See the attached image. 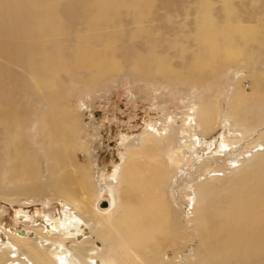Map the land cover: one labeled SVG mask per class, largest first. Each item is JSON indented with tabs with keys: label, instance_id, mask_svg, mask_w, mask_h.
<instances>
[{
	"label": "bare ground",
	"instance_id": "bare-ground-1",
	"mask_svg": "<svg viewBox=\"0 0 264 264\" xmlns=\"http://www.w3.org/2000/svg\"><path fill=\"white\" fill-rule=\"evenodd\" d=\"M140 1L127 2V8L129 5L136 10L138 16L141 15ZM200 1L203 7L199 6L193 33L195 55L185 60L191 63L177 73L167 54L155 55L150 51L136 53L137 57L133 56L130 61L135 71L142 70V74L156 75L171 83L177 82L183 73L189 74V78L196 73L199 79V73L211 69L212 63L236 62L238 65L233 97L227 105L232 133L220 137L216 155L219 159L225 158L226 149L231 146L248 155L226 162L229 164L222 167V178L220 169L206 168L207 175L215 182L193 185L196 199L187 204L186 228L177 220L165 192L170 173L183 163L182 150L176 145L170 122L166 121L163 128L149 123L138 142L127 146L116 187L102 182L96 184L91 174L90 155L86 154V163L74 155L76 148L87 152L88 140L75 141L76 135L83 131L78 126L77 108L66 99L55 78L47 77L62 58L60 54L44 52L41 40L58 34L64 17H78L79 2L0 0V198L17 203L24 196L37 192L45 195L50 191L52 198L64 200L79 217L64 214L55 220L45 215L40 223L31 224L42 240L24 235L18 228L6 230L5 243L0 244V264H261L264 256V149L260 148L264 140V70H253L247 57L241 55L255 42L259 55L264 56V27L256 22L236 23L231 27L218 25L210 16L209 0ZM117 2L93 0L88 8L92 6L96 13L89 15L85 22L94 17L92 24L97 25V30L107 27L119 12ZM223 2L226 9L234 5L232 0ZM101 22L105 26L101 27ZM88 27L89 32L95 29L90 24ZM222 33L232 36L219 43ZM115 34L116 31H109L107 36ZM234 34L240 37V46L234 41ZM181 45L184 48L179 44L182 48L179 47L178 53L183 56L190 49L185 43ZM114 53L115 48L110 56L97 52L87 59L86 49L79 48L78 65L89 62L97 71L91 78H100L122 68ZM110 60L111 64L107 65ZM20 72L30 75L46 102V108L37 112L34 130L27 124L31 109L19 105L20 96L28 93L21 84ZM244 77L247 87L242 83ZM207 95L195 108L194 117L182 125L189 144L198 142L195 125L200 132H205L221 118L217 98L213 101L212 95ZM247 103L249 107L245 106ZM239 104L243 106L241 116L237 112ZM37 141L42 142L46 154V176L40 173ZM102 194L109 197L104 196L105 206L98 205ZM90 215L96 217L91 226L101 239V247H94L92 238L78 232L79 220L87 222ZM73 240L79 243H70L71 250L63 248V243ZM106 249L109 255L105 254ZM185 249L188 254L183 258Z\"/></svg>",
	"mask_w": 264,
	"mask_h": 264
},
{
	"label": "rangeland",
	"instance_id": "rangeland-1",
	"mask_svg": "<svg viewBox=\"0 0 264 264\" xmlns=\"http://www.w3.org/2000/svg\"><path fill=\"white\" fill-rule=\"evenodd\" d=\"M77 1L80 15L72 19L71 16L63 18L61 13L64 21L58 34L41 40L44 52L57 53L62 58L59 63L56 62V67L50 69L47 77L55 78L65 92L66 99L77 108L78 126L83 131L76 135L75 141L80 143L85 141V138L88 140L87 152L76 148L74 155L78 161L84 163L87 161L86 154L90 155L92 158L90 164L93 169L91 174L96 184L102 182L116 187L117 174L126 158L127 146L138 142V137L147 129L149 123L163 128L166 121L170 122L174 127V136L177 138L176 145L179 150H182L183 163L170 173L165 192L178 216L177 220L188 228L185 216L188 209L187 204L190 200L195 201L196 199L193 185L206 181L215 182L211 175H207L206 168L212 166L217 170L220 169L222 172L218 173L222 178L224 173L222 167L229 164L226 162H234L248 155L241 154L237 147L233 148L234 146H231L232 149L227 147L228 154L226 153L225 158L219 159L216 155L220 148V137L229 136L232 133L233 127L227 105L233 97L234 82L238 77L236 75L239 74L236 71L238 65L236 62L222 65L212 63L211 69L199 73L201 78L197 79L198 74L196 73L192 74L191 78L189 74L183 73L175 83L165 82L156 75L142 74V70L135 71L130 67V61L136 53L148 51L155 55L167 54L168 61L172 62L171 64L174 63L173 68L177 73L181 67L184 68L191 63L192 61L186 62L190 56L195 55L196 42L193 33L199 18V13H197L199 6L200 9L203 7L200 0H141V12L144 11L143 15L139 12L140 16L135 10L136 15L129 5L127 8L129 0H119L116 4L119 6L118 14L114 12L117 14L115 17L112 13L111 18H115H110L112 21L109 20L110 23L107 21L109 25L100 30H97L95 23L92 24L94 17L88 20L89 23L85 22L96 13V9H92V6L88 8L93 0ZM232 1L234 2L233 7L226 9L223 0H209V7L212 9L210 16L216 24L231 27L236 23L256 22L264 27V0L258 3L252 0ZM89 24L90 27L95 28L93 32L96 30L100 33L92 35L93 32H89L91 30L88 27ZM102 26L105 25L101 22ZM106 31H111V33L116 31V34L107 36ZM230 36L232 34L222 33L219 43ZM234 36V41L240 46V37L237 34ZM62 38L63 41H60L59 39ZM182 43L188 45L190 49L187 53L183 52L188 58L184 54L183 56L179 54L180 48L183 47ZM176 44L178 46L175 47ZM79 48L86 49L87 59L97 52L110 56L115 48L114 55L121 61L122 68L115 72L105 73L100 78H91L97 73L96 68L90 66L89 62L78 65L77 50ZM258 49L255 42L250 43L241 57H247L246 60L249 61L250 66H253V70H264V56L259 55ZM110 62L112 60L107 62L109 63L107 65H110ZM20 75L22 76L21 84L28 93L20 96L19 105L21 108L31 109L27 115V124L28 128L34 130L37 112L46 108V102L35 89L36 85L32 82L30 75L23 72H20ZM242 83L245 87L248 86L246 77L242 78ZM207 94L212 95L213 101L217 98V107L222 110L221 118L205 132H200L199 127L195 125L198 142L189 144L182 125L194 117L195 108ZM238 106L237 112L241 116L240 111L243 110V106ZM245 106L249 107L250 104L247 103ZM262 128L264 130V125ZM35 144L40 150L38 157L40 173L46 176V154L43 144L40 141ZM261 144L260 148L264 149V140ZM110 176L113 177L110 178ZM40 194L37 192L35 195L24 196L21 202L17 203H10L0 198V244L5 243L4 233L10 228H18L24 235L42 240L31 229V224L40 223L45 215L55 220H59L64 214L79 219L77 211L61 198H52L50 191H47L45 195ZM104 196L108 197L106 194L101 195V197ZM95 218L90 215L87 222L79 220L78 232H84L82 236L92 238L94 247H101V239L91 226ZM74 242L79 243L75 240L67 241L63 243V248L71 250L70 243ZM45 243L49 242L45 241ZM56 246L59 245L56 244ZM104 252L107 255L110 253L107 249ZM167 253L171 254L170 251ZM187 254L188 250L185 249L182 254L183 258ZM261 264H264V256Z\"/></svg>",
	"mask_w": 264,
	"mask_h": 264
},
{
	"label": "water",
	"instance_id": "water-1",
	"mask_svg": "<svg viewBox=\"0 0 264 264\" xmlns=\"http://www.w3.org/2000/svg\"><path fill=\"white\" fill-rule=\"evenodd\" d=\"M98 202L99 206H105L107 204V199L105 197H102Z\"/></svg>",
	"mask_w": 264,
	"mask_h": 264
}]
</instances>
